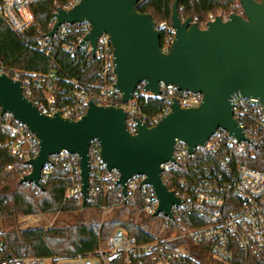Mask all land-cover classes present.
Here are the masks:
<instances>
[{"label":"built area","instance_id":"1","mask_svg":"<svg viewBox=\"0 0 264 264\" xmlns=\"http://www.w3.org/2000/svg\"><path fill=\"white\" fill-rule=\"evenodd\" d=\"M51 2V15L41 21L43 9ZM81 0H0V20L18 36L26 38L28 46L43 53L53 62L54 68L47 73L24 74L9 69L0 60V75L6 74L21 82L25 97L42 115L53 117L60 114L71 120L81 119L90 101L100 106L123 108L127 112V130L138 133V122L154 127L172 110L176 99L183 109L197 107L203 96L199 93L180 92L173 85L160 83V96L145 91V83L139 85L140 96L165 100L162 112L148 117L140 111L135 101L122 102L121 93L114 87V53L110 36L102 34L97 41L95 54L85 38L92 25L84 20L74 24L63 23L57 27L58 10L70 11ZM239 1L228 9L209 14L201 28L217 16L224 21L231 14H243ZM164 33L161 48L168 53L175 38L172 25L156 23ZM59 53H68L77 59L81 70L97 65L93 84H87L68 75H59L61 66L56 61ZM233 117L242 128L247 141L238 143L228 132L219 129L203 147L189 153L186 143L176 140L174 161L162 165V180L169 191L181 203L171 207L172 218L158 212L159 200L154 189L145 183V175H135L126 183V195L119 184L120 175L108 172L101 157V146L94 140L89 148L90 186L88 204L97 197L113 192L119 205L136 207L150 218L161 217L163 227L150 242H142L125 229L117 228L98 248L89 253L65 257H31L4 254L0 238V264H199L200 256L192 250H200L205 258H214L226 264H264V170L243 163V160L264 154V103L259 99L234 95L231 98ZM40 151V141L28 127L10 113L0 110V170L16 173L20 181L32 171L28 161ZM1 153L20 161L3 166ZM63 171L67 184L64 201L73 200L75 206L83 203L80 157L62 151L49 156L41 171L40 183L45 186L59 179ZM30 186L39 191L34 185Z\"/></svg>","mask_w":264,"mask_h":264},{"label":"water","instance_id":"2","mask_svg":"<svg viewBox=\"0 0 264 264\" xmlns=\"http://www.w3.org/2000/svg\"><path fill=\"white\" fill-rule=\"evenodd\" d=\"M142 0H81L70 11L58 10L52 36L63 23L87 20L92 29L85 38L93 47L106 33L114 53V87L124 104L133 101L138 87L154 96L162 94L160 83L180 92L203 96L197 107L183 109L176 99L172 110L154 127L138 122V133L127 130L123 108L100 106L90 101L79 120L40 113L28 100L21 82L0 75V110L26 125L40 141L39 154L27 164L32 171L20 180L40 190L41 171L49 156L62 151L80 157L84 209L89 199V148L96 140L107 171L119 173V184L126 195V183L135 175H145L159 200L158 213L172 218L171 207L181 201L169 191L161 174L162 165L174 161L176 140L187 144L189 153L203 147L222 129L238 143L247 141L233 117L231 98L241 95L264 103V0H238L243 14H231L227 21L217 16L201 28L191 18L182 20L178 1L172 11L175 38L168 53L161 48V33L151 14L140 13Z\"/></svg>","mask_w":264,"mask_h":264},{"label":"trees","instance_id":"3","mask_svg":"<svg viewBox=\"0 0 264 264\" xmlns=\"http://www.w3.org/2000/svg\"><path fill=\"white\" fill-rule=\"evenodd\" d=\"M179 14L182 20L191 18L198 23L205 22L209 14H216L219 9H228L230 4L238 0H177ZM175 0H142L138 4L140 13L151 14L156 23L166 22L172 25V11ZM51 2L43 9L39 17L45 21L52 13ZM242 7H240L241 9ZM164 33H161V42ZM61 66L59 75H68L87 84L97 81V65L95 62L84 70L79 69L77 59L68 53H59L56 57ZM0 60L9 69H15L24 74L47 73L54 68L53 62L43 53L34 50L26 43V38L13 33L0 20ZM135 101L140 111L148 117L159 115L165 100L135 94ZM2 164H16L20 161L1 153ZM243 163L258 170H264V154L256 158L243 160ZM59 179L45 186L44 190L36 191L30 184L21 183L16 173L0 170V218L6 216H29L40 213H58L70 209H83L82 204L75 206L73 200L64 201L67 184L63 171H59ZM119 206L117 196L111 192L106 197L100 196L93 203H87L88 208H113ZM117 228L125 229L130 235L142 242L154 240V236L145 232L132 221H111L103 224L73 225L65 228H35L13 232L0 233L3 239L4 254L27 255L31 257H65L78 253L93 252L101 240H106ZM119 264V263H117ZM199 264H204L202 261Z\"/></svg>","mask_w":264,"mask_h":264},{"label":"rangeland","instance_id":"4","mask_svg":"<svg viewBox=\"0 0 264 264\" xmlns=\"http://www.w3.org/2000/svg\"><path fill=\"white\" fill-rule=\"evenodd\" d=\"M220 10V9H219ZM111 221H132L142 229L157 235L160 228L163 227L161 217L154 219L138 208L119 205L113 208H88V209H70L69 211H60L58 213H40L29 216H6L0 218V233L13 232L24 229L35 228H65L73 225L103 224ZM193 254L200 256L204 264H226L219 262L214 258H205V255L199 250H192Z\"/></svg>","mask_w":264,"mask_h":264}]
</instances>
